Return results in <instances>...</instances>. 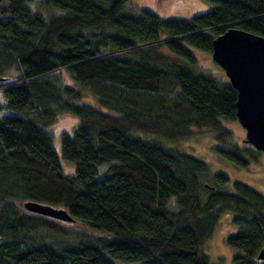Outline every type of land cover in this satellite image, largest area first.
Returning a JSON list of instances; mask_svg holds the SVG:
<instances>
[{
  "label": "trees",
  "instance_id": "obj_1",
  "mask_svg": "<svg viewBox=\"0 0 264 264\" xmlns=\"http://www.w3.org/2000/svg\"><path fill=\"white\" fill-rule=\"evenodd\" d=\"M33 1L0 0V264H223L203 250L223 212L235 227L225 243L241 253L228 264H264V195L239 181L220 190L221 174L202 184L206 163L162 142L204 128L238 167L260 154L223 127L236 91L194 52L210 54L228 27L264 37V0H203L210 8L187 19L129 12V0H40L45 16ZM60 113L76 119L59 133L69 175L46 130Z\"/></svg>",
  "mask_w": 264,
  "mask_h": 264
},
{
  "label": "rangeland",
  "instance_id": "obj_2",
  "mask_svg": "<svg viewBox=\"0 0 264 264\" xmlns=\"http://www.w3.org/2000/svg\"><path fill=\"white\" fill-rule=\"evenodd\" d=\"M40 0H34L29 8L31 11H40L43 15H52L54 12L52 9H44L40 7ZM126 8L130 11H138L139 9L147 10L158 15L162 19H187L192 15L203 13L210 5L203 0H129L126 4ZM162 51L163 48L161 49ZM195 55L198 59L199 68L201 71L211 72L216 78L226 79L223 71L217 66L210 57V54H206L200 51H195ZM171 56V55H170ZM172 57V56H171ZM14 70L11 68L8 74H14ZM63 81L67 84H71L72 81L68 74L63 72ZM83 94V93H82ZM0 99L3 103V98L0 95ZM82 102L94 103L93 98L89 94H83ZM76 119L70 114L60 113L57 114L54 121L47 127V131L51 134V140L54 150L59 157V133L61 131H72L75 127ZM223 127L229 130L231 139L242 144L244 139V130L234 121H224ZM134 133V132H133ZM135 134L140 135L141 138L146 140H158L161 138L151 135L143 134L135 131ZM215 133L210 132L204 128H190L185 137L177 140H163L162 142L188 154H191L201 160H203L207 167V173L201 175L199 181L203 184L214 186L213 175L221 174L225 176L228 181L224 183L220 190L232 192L233 181L242 182L264 195V153H260L254 160H249L245 168L238 167L235 164L223 159L216 148L224 147L220 142L215 140ZM59 165L61 171L66 174H72L74 172V165L72 162L62 160L59 157ZM218 189V186L215 187ZM218 189V190H219ZM233 215L229 212H223L219 215L217 222L204 242L203 250L208 255L210 261L217 263L222 261L223 264L230 263L234 255L241 254L239 250L228 246L225 243V237L235 232V227L231 223ZM113 264H137V263H123L120 261H112Z\"/></svg>",
  "mask_w": 264,
  "mask_h": 264
},
{
  "label": "water",
  "instance_id": "obj_3",
  "mask_svg": "<svg viewBox=\"0 0 264 264\" xmlns=\"http://www.w3.org/2000/svg\"><path fill=\"white\" fill-rule=\"evenodd\" d=\"M210 57L236 91L235 119L244 130L242 142L264 153V37L228 27L211 40ZM22 207L63 223L73 221L62 208L31 201ZM256 260H264V248Z\"/></svg>",
  "mask_w": 264,
  "mask_h": 264
},
{
  "label": "bare ground",
  "instance_id": "obj_4",
  "mask_svg": "<svg viewBox=\"0 0 264 264\" xmlns=\"http://www.w3.org/2000/svg\"><path fill=\"white\" fill-rule=\"evenodd\" d=\"M260 261H262V260H260Z\"/></svg>",
  "mask_w": 264,
  "mask_h": 264
}]
</instances>
